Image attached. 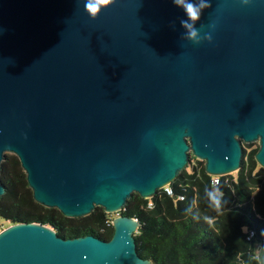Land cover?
<instances>
[{"label": "water", "instance_id": "1", "mask_svg": "<svg viewBox=\"0 0 264 264\" xmlns=\"http://www.w3.org/2000/svg\"><path fill=\"white\" fill-rule=\"evenodd\" d=\"M88 3L0 0V173L15 155L35 202L68 218L101 207L113 235L11 224L0 264H153L118 214L132 193L154 197L190 155L234 173L243 143L264 169V0Z\"/></svg>", "mask_w": 264, "mask_h": 264}, {"label": "trees", "instance_id": "2", "mask_svg": "<svg viewBox=\"0 0 264 264\" xmlns=\"http://www.w3.org/2000/svg\"><path fill=\"white\" fill-rule=\"evenodd\" d=\"M257 149L243 143L239 170L219 176V208L209 195L212 176L192 155L188 169L166 186L171 193L162 188L149 199L132 193L120 214L139 221L133 234L138 255L153 264H260L256 257L264 254V169L254 159ZM0 182L5 190L0 218L8 226L36 222L61 238H111V216L116 215H107L101 207L88 216L68 218L35 202L13 154L1 163Z\"/></svg>", "mask_w": 264, "mask_h": 264}, {"label": "clouds", "instance_id": "3", "mask_svg": "<svg viewBox=\"0 0 264 264\" xmlns=\"http://www.w3.org/2000/svg\"><path fill=\"white\" fill-rule=\"evenodd\" d=\"M180 2H184V0H180ZM100 6V0H89V3L87 5V7L89 8L90 11L93 12V14L95 13V10ZM185 8L186 11L189 14V17L193 20L197 19L199 17V8L196 6H193L190 3H185ZM192 36H195V32L193 31L191 33ZM209 195L211 196L213 202L215 203L216 207L219 208L220 207V200H219V194L218 193H209ZM256 259L258 261H260V264H264V258H262L261 256H257Z\"/></svg>", "mask_w": 264, "mask_h": 264}, {"label": "rangeland", "instance_id": "4", "mask_svg": "<svg viewBox=\"0 0 264 264\" xmlns=\"http://www.w3.org/2000/svg\"><path fill=\"white\" fill-rule=\"evenodd\" d=\"M249 144L251 145V148H256V147L258 146V143H257V142H253V143H249ZM7 155H10V154L7 153L6 156H7ZM6 156H5V158H6ZM189 163H190V162H189ZM189 163H188V164H189ZM187 166H188V165H187ZM187 169H188V167H187ZM212 192L218 193V189H217L216 186L212 188ZM106 214H107V215H112V214H109V213H106ZM115 215H117V214L114 213V216H115ZM111 218H112V216H111ZM6 227H8V223L0 218V231L3 230V229L6 228Z\"/></svg>", "mask_w": 264, "mask_h": 264}, {"label": "built area", "instance_id": "5", "mask_svg": "<svg viewBox=\"0 0 264 264\" xmlns=\"http://www.w3.org/2000/svg\"><path fill=\"white\" fill-rule=\"evenodd\" d=\"M218 184H219V176H212V178H211V186L215 187ZM164 188L167 190L168 193H171V191L168 190V188H166V187H164ZM252 236H253V232H250L248 238H251Z\"/></svg>", "mask_w": 264, "mask_h": 264}, {"label": "flooded vegetation", "instance_id": "6", "mask_svg": "<svg viewBox=\"0 0 264 264\" xmlns=\"http://www.w3.org/2000/svg\"><path fill=\"white\" fill-rule=\"evenodd\" d=\"M118 214H120V212L118 213ZM121 215V214H120ZM114 218V217H113ZM113 218H111V220L113 219ZM113 227V226H112ZM113 231H114V229H113ZM112 235H113V233L111 234V237H112Z\"/></svg>", "mask_w": 264, "mask_h": 264}]
</instances>
